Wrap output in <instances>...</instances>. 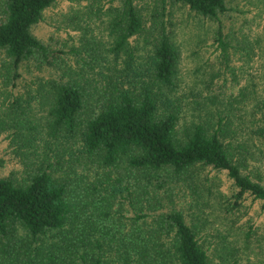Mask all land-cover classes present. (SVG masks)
<instances>
[{"label":"trees","instance_id":"1","mask_svg":"<svg viewBox=\"0 0 264 264\" xmlns=\"http://www.w3.org/2000/svg\"><path fill=\"white\" fill-rule=\"evenodd\" d=\"M58 1L0 0V73L9 81L0 135L23 155L19 176L0 174V264H212L198 222L163 192L189 189L188 206L200 212L205 167L230 180L216 197L223 243L233 230L247 243L256 226L243 221L249 207L264 212V178L236 138L244 96L234 57L249 56L250 45L226 29L229 0H73L86 1L91 17L107 14L110 41L81 38L71 49L34 32ZM179 8L213 25L203 95L212 109L183 125ZM20 68L44 73L31 93L40 116L14 94ZM259 110L264 121V97Z\"/></svg>","mask_w":264,"mask_h":264},{"label":"rangeland","instance_id":"2","mask_svg":"<svg viewBox=\"0 0 264 264\" xmlns=\"http://www.w3.org/2000/svg\"><path fill=\"white\" fill-rule=\"evenodd\" d=\"M86 4V1L77 3L73 0H59L45 11L43 19L34 27V32L52 48L71 49L85 42L81 38L96 37L108 43L110 41L107 29L109 17L107 14L89 16L84 7ZM229 5L232 6V10L224 16L226 29L235 31L237 38L244 39V42L250 45L246 49L248 51L246 54L249 56L243 54L241 60L237 59V56L234 57L239 81L238 86L236 85L237 92L239 93L241 89L244 96L242 109L244 117L240 126L236 128V138L237 142L242 143V150L247 153L251 164L257 165L264 178V121L260 110L258 111L260 101L264 97V0H229ZM175 16L173 36L180 47L175 94L184 104L180 120V125H183L184 122L197 118H207V111L212 109V105L204 100L203 95L205 94L204 80L208 74L205 51L213 25L207 22L199 23L198 17L189 13L187 9H176ZM67 54L63 56L69 57L68 65L75 67V58ZM138 55L137 60L140 64L144 59L143 51L139 50ZM20 72L21 75L16 78L17 82L13 85L14 94L22 95L19 96L23 99L20 103L22 108L27 112L31 111L30 114L33 113V116H40V108L31 93H36L37 76L41 77L44 73L41 74L38 69L29 71L21 68ZM6 80L7 76L0 73V105L9 92L7 88L9 81ZM26 98L30 102H27ZM16 154L8 139L0 135V174L20 175L23 155ZM199 174L200 183L203 185L200 189L202 194L200 199L207 200V205L203 206L200 212L194 205L191 209L188 206L190 197L187 192L189 194L192 192L189 189H186V195L177 188L170 190V186L163 188V192L172 191L171 198L178 204L182 202L192 221L198 222L199 235L203 237L205 242L203 245L208 250L211 263L264 264V212H260L258 206L248 208L250 220L243 222L252 223L256 226V230L247 243H244L243 239L237 235L238 232L233 230L227 236V243L224 244L221 236L229 231L226 220L222 218L216 203V197L228 190L230 180L224 172L209 167L200 170ZM195 211L199 214L198 220L192 215Z\"/></svg>","mask_w":264,"mask_h":264}]
</instances>
